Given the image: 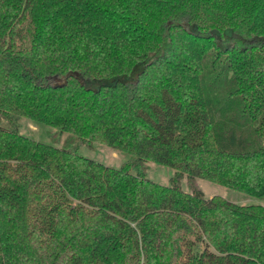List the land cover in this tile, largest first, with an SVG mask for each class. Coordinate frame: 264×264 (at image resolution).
<instances>
[{"label":"trees","instance_id":"obj_1","mask_svg":"<svg viewBox=\"0 0 264 264\" xmlns=\"http://www.w3.org/2000/svg\"><path fill=\"white\" fill-rule=\"evenodd\" d=\"M196 178L264 198V0H0V264H264V205Z\"/></svg>","mask_w":264,"mask_h":264},{"label":"rangeland","instance_id":"obj_2","mask_svg":"<svg viewBox=\"0 0 264 264\" xmlns=\"http://www.w3.org/2000/svg\"><path fill=\"white\" fill-rule=\"evenodd\" d=\"M193 29L192 26H189ZM140 67H138L139 69ZM136 73L130 76L120 77L124 81H131L134 79ZM111 79H85L84 84L91 87L97 88L101 84L112 82ZM20 132L30 138L38 140L43 143L53 144L54 141L48 132L49 126L40 122L32 121L29 118L22 117L20 119ZM65 135L62 137L61 141L57 145H61ZM80 153L85 157L91 158L93 160L102 162L108 166L120 167L125 161H127L130 155L126 152L114 149L104 143L93 142L91 145H84L80 149ZM175 169L173 167L156 163L153 161L147 162V176L161 184H169L171 177L175 174ZM194 184L202 189L206 197H211L213 195H220L227 198L230 201L239 204H262L264 205V198L255 197L248 195L244 192L226 187L222 184L215 183L203 178H196ZM182 188L186 191H190V184L187 176L185 175L181 180Z\"/></svg>","mask_w":264,"mask_h":264}]
</instances>
